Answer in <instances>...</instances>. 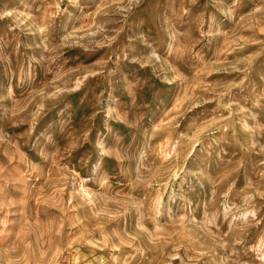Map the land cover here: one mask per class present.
<instances>
[{"label":"rangeland","instance_id":"obj_1","mask_svg":"<svg viewBox=\"0 0 264 264\" xmlns=\"http://www.w3.org/2000/svg\"><path fill=\"white\" fill-rule=\"evenodd\" d=\"M0 264H264V0H0Z\"/></svg>","mask_w":264,"mask_h":264}]
</instances>
